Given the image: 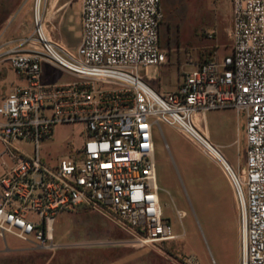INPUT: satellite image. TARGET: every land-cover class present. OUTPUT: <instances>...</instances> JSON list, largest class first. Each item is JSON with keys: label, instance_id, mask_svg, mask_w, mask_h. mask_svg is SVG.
<instances>
[{"label": "built area", "instance_id": "obj_1", "mask_svg": "<svg viewBox=\"0 0 264 264\" xmlns=\"http://www.w3.org/2000/svg\"><path fill=\"white\" fill-rule=\"evenodd\" d=\"M231 4L232 54L190 64L166 94L147 82L167 58L162 0H82L75 50L53 41L39 15L31 36L0 40V64L25 81L0 104L1 238L55 251L58 215L83 210L111 219L140 247L178 239L158 181L155 128L166 124L232 187L240 264H264V0ZM44 65L75 81L44 84ZM224 108L246 118L244 167H233L207 132V113ZM60 125L81 126L84 140L51 161L43 148ZM185 215L177 211L180 220ZM187 262L197 264L194 257Z\"/></svg>", "mask_w": 264, "mask_h": 264}, {"label": "rangeland", "instance_id": "obj_2", "mask_svg": "<svg viewBox=\"0 0 264 264\" xmlns=\"http://www.w3.org/2000/svg\"><path fill=\"white\" fill-rule=\"evenodd\" d=\"M37 1L0 0V40L18 41L32 35ZM60 1L49 15L47 7L54 5V0H41L39 16L54 40L78 46L82 0ZM67 1L72 2L69 10H58ZM162 4L165 20L161 43L167 58L155 77V68L150 69L152 78L147 82L166 94L178 88L190 64L232 54V4L231 0H162ZM43 80L47 84H62L75 78L44 65ZM13 83H17L15 72L7 63L0 64V104ZM206 119L207 132L214 142L224 146L230 164L244 167V114L224 108L208 112ZM81 129L79 125L57 126L52 139L44 144L43 155L51 161L67 155L72 145L82 144ZM155 143L161 201L178 239L140 247L111 219L94 211L71 210L57 217V250L42 251L7 234L6 240L0 237V251H25L0 254V264H189L190 257L197 264H240V214L232 187L222 171L169 125L155 128ZM177 211L186 213L183 220L178 218Z\"/></svg>", "mask_w": 264, "mask_h": 264}, {"label": "crops", "instance_id": "obj_3", "mask_svg": "<svg viewBox=\"0 0 264 264\" xmlns=\"http://www.w3.org/2000/svg\"><path fill=\"white\" fill-rule=\"evenodd\" d=\"M72 2H70V1H67V2H65L60 8H58V10H66V11H68L69 10V8H67L68 7V5H70ZM54 5H52L51 6V3H50V7H47V10H48V12H49V15L51 14V13H53V10L56 8V6L58 7V5L59 4H61V1L60 0H54V3H53ZM67 8V9H66ZM67 14V12H65V13H63V15H66ZM79 23H80V26H81V31H80V41H81V37H82V15H81V17H80V19H79ZM49 35H50V37H51V39L53 40V41H55V42H57V43H59L60 45H62L63 47H65V48H68V49H70V50H75V49H77L78 48V46L80 45V43H79V45L78 46H76V44L75 43H65V42H61V41H58V40H54L53 39V37H52V35H51V33L49 32ZM67 75H69V76H71V77H73L72 75H70V74H68V73H66ZM17 77V76H16ZM75 81V80H74ZM73 81V82H74ZM43 82H44V84H46V85H52V84H47V83H45V81L43 80ZM69 83H72V82H69ZM69 83H62V84H69ZM14 84V86H17V85H24L25 84V81L23 80V79H20V78H18L17 77V83H13ZM12 90V89H11ZM10 90V91H11ZM10 91L8 92V94L10 93ZM7 94V95H8ZM6 95V96H7ZM5 96V97H6ZM3 99V98H2ZM25 250L24 249H14V250H3V251H0V254L2 255V254H7V253H23Z\"/></svg>", "mask_w": 264, "mask_h": 264}, {"label": "bare ground", "instance_id": "obj_4", "mask_svg": "<svg viewBox=\"0 0 264 264\" xmlns=\"http://www.w3.org/2000/svg\"><path fill=\"white\" fill-rule=\"evenodd\" d=\"M40 5H41V0H38L37 1V6H36V14H37V16L39 15Z\"/></svg>", "mask_w": 264, "mask_h": 264}]
</instances>
